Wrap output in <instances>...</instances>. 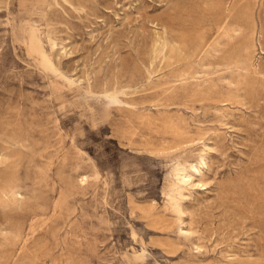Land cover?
Listing matches in <instances>:
<instances>
[{
  "label": "rangeland",
  "instance_id": "374dc122",
  "mask_svg": "<svg viewBox=\"0 0 264 264\" xmlns=\"http://www.w3.org/2000/svg\"><path fill=\"white\" fill-rule=\"evenodd\" d=\"M263 53L264 0H0V264H264Z\"/></svg>",
  "mask_w": 264,
  "mask_h": 264
},
{
  "label": "bare ground",
  "instance_id": "6f19581e",
  "mask_svg": "<svg viewBox=\"0 0 264 264\" xmlns=\"http://www.w3.org/2000/svg\"><path fill=\"white\" fill-rule=\"evenodd\" d=\"M58 47H59V45L56 42H54L53 43V49L56 50V49H58ZM62 49L64 50V54L67 55L68 54L67 48L63 47ZM262 55H264V53ZM208 149H210V151H211L213 148H208ZM158 152H161V151H158ZM186 166L190 168V171L192 172V174L181 172L180 175H182V176L180 177V179L183 180V181H181V183H187V186H198V187H202V190H208L209 183H207L204 179H202L203 178V172L199 168V166L194 165V164H190V163L187 164ZM182 196L186 197L185 195H182ZM183 232L187 236L195 235V233L192 232L191 230H187V231L184 230ZM133 236H134V238H136L135 234Z\"/></svg>",
  "mask_w": 264,
  "mask_h": 264
}]
</instances>
